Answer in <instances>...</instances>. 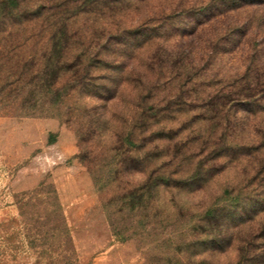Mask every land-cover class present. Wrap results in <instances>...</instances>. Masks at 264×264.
Returning a JSON list of instances; mask_svg holds the SVG:
<instances>
[{"label":"rangeland","instance_id":"374dc122","mask_svg":"<svg viewBox=\"0 0 264 264\" xmlns=\"http://www.w3.org/2000/svg\"><path fill=\"white\" fill-rule=\"evenodd\" d=\"M261 68L264 0H0V264H264Z\"/></svg>","mask_w":264,"mask_h":264},{"label":"trees","instance_id":"16d2710c","mask_svg":"<svg viewBox=\"0 0 264 264\" xmlns=\"http://www.w3.org/2000/svg\"><path fill=\"white\" fill-rule=\"evenodd\" d=\"M62 24V23H61ZM56 30H58V28L56 29ZM59 34H62L61 32H59ZM58 34V35H59ZM146 33L145 32H140V35H145ZM57 35V33H55L54 35H52V36H50V38L48 39V54H49V57L47 58V63H46V67L48 68L49 66H51V60H52V58H53V56H54V58H55V56H57V62H58V66H60V61L62 60V59H64L65 60V58H66V56H67V51L68 50H70V46L72 45V38L70 37V38H68V37H66V38H64L63 36H62V38L60 37V36H58ZM63 35V34H62ZM139 34L138 35H136V36H133L135 39H137V37H139L140 36ZM64 64H66V62L64 63ZM60 69H61V67H59ZM247 74H249V70H247L246 72H245V78H247L248 76H247ZM262 76V77H264V68H261V70H260V73H258V75H257V77H258V79H256L255 81L254 80H251V79H249L248 80V83L247 84H245V85H243V86H240V92H239V95H241V94H243V95H248V97L249 98H254V95H255V93H260L261 95L263 94L264 95V81H262V79H259V76ZM44 76H42V77H40V75H38V76H36L35 78H38L37 79V84L39 83V86H34V88L35 89H37V91L39 92V91H45V89H46V91L48 92V93H51L52 92V87L53 88H55V83L53 82H47L44 78H43ZM260 83V84H259ZM263 83V84H262ZM65 86H68L67 84L66 85H64V87ZM61 89H63L64 90V88L63 87H61ZM239 90V89H238ZM33 92H36V90H34ZM64 92V94H63V97H66L67 95H68V92L66 93L65 92V90L63 91ZM234 92L235 91H231L230 92V94H228V96H231V95H233L234 94ZM247 93H249V94H247ZM264 97V96H263ZM60 94H59V91H57V94H55V96H54V99H55V101H53V102H55V104H60V102H58V101H60ZM61 99H63V98H61ZM54 103L52 104V105H55ZM131 136H132V132H129L128 134H127V141H128V143H129V141H130V143L129 144H131L132 142H131ZM138 163V162H137ZM137 163H134V164H131L130 166H128V169L129 170H132L135 166V164L137 165ZM127 165V164H126ZM126 167V170H127V166H125ZM124 166H122L121 167V165L120 166H118V171H117V176L118 175H121L123 172H124ZM119 173H121V174H119ZM159 186V184H157V187ZM145 188H147V186L146 187H142V188H136V190L134 191V192H132V193H135V196H134V198H141V195L140 194H142V195H144V193H141V192H144V190H145ZM138 196H137V195ZM53 199H54V201H55V205L57 206V214H59V216H60V212L58 211V199H57V196L55 195L54 197H53ZM125 199V198H124ZM122 202V199L121 200H119V202ZM114 204V202L111 204V202H110V204H108V207H107V205L105 206L104 205V209H105V211H106V214H107V217H108V220L110 219V215L108 214V209H109V207L110 206H114L113 205ZM110 205V206H109ZM115 207V206H114ZM119 213H123L122 212V206H120V209H119ZM63 223V222H62ZM65 233V235L67 236V240H69V238H68V235H67V232H66V226H64V223H63V234ZM210 244V243H209ZM213 245V244H212ZM210 247H213V246H210ZM215 247V246H214Z\"/></svg>","mask_w":264,"mask_h":264}]
</instances>
